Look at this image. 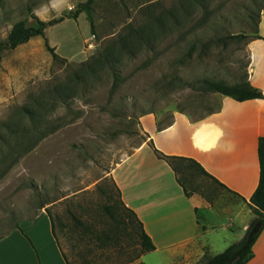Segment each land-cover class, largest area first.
Returning a JSON list of instances; mask_svg holds the SVG:
<instances>
[{"label":"rangeland","instance_id":"rangeland-1","mask_svg":"<svg viewBox=\"0 0 264 264\" xmlns=\"http://www.w3.org/2000/svg\"><path fill=\"white\" fill-rule=\"evenodd\" d=\"M83 2L0 0V42L19 21L33 26L34 16L44 22L67 17ZM156 18L160 26H151ZM92 22L93 34L84 13L45 29L49 46L65 63L52 60L41 38L0 54V123H15L19 107L41 103L47 118L61 124L0 180V237L45 207L72 263L127 264L137 252L134 229L120 209L114 224L106 208L116 206L112 171L143 140L139 117L153 114L163 127L177 113L198 121L217 111L220 95L207 92L203 82L248 81L249 44L254 34L264 36V0H97ZM128 24L147 26L155 42L121 57L116 83L107 68L89 72L91 58ZM228 34L248 38L230 41ZM194 182L214 204L238 202L207 179ZM240 208L230 206L225 225L229 217L235 225L253 219ZM115 225L117 241L100 249L96 237L115 231ZM225 229L230 245L239 231ZM159 261L147 255L144 264Z\"/></svg>","mask_w":264,"mask_h":264},{"label":"crops","instance_id":"crops-1","mask_svg":"<svg viewBox=\"0 0 264 264\" xmlns=\"http://www.w3.org/2000/svg\"><path fill=\"white\" fill-rule=\"evenodd\" d=\"M261 37L263 40L249 44L248 82L264 94V36ZM155 117H139L143 140L111 173L121 202L135 214L154 246L152 252L127 264H144L147 255L158 257L161 264H171L174 259L180 264H200L205 252L214 256L229 246L232 239L225 238L226 226L232 233L239 231L235 243L243 238L251 223L248 217L235 225L229 217V224L225 225V214H229L233 204L247 208L257 187V141L264 137V100L237 102L220 95L219 109L204 119L196 121L177 113L160 129ZM154 149L166 156L199 163L238 202L225 206V201L214 204L198 195L185 197L173 171L155 157ZM47 212V208H42L35 218L21 221L0 237V264H66ZM220 218H224V223ZM262 230L247 264H264Z\"/></svg>","mask_w":264,"mask_h":264},{"label":"trees","instance_id":"trees-1","mask_svg":"<svg viewBox=\"0 0 264 264\" xmlns=\"http://www.w3.org/2000/svg\"><path fill=\"white\" fill-rule=\"evenodd\" d=\"M96 1L97 0H85V2L77 5L74 14L67 17L44 22L34 16L32 17L35 21V25L33 26H27L23 21L15 23L11 27L6 38L0 42V54L3 51L13 50L33 38H41L43 40V46L51 56L52 60H58L65 63L66 60L55 53V48L49 46L47 42L48 40L45 39V29L63 21L64 19H76L80 14L84 13L90 25V32L93 34L92 6ZM160 23L161 19L156 18V23L151 19L150 25L155 26L159 24L160 26ZM155 37V32L147 26L137 28L128 24L123 29V34L117 35L115 39L99 49L91 58L92 64L89 65V72L95 73L97 69L100 70L107 68L113 72L114 81L116 83L118 75L114 69L116 65L120 63L121 57L125 55L131 56L142 47H149L155 42ZM246 38H248V36H245L244 34H228L226 36V40L230 41ZM252 40H263V38L258 34H254ZM83 65H86V63H83ZM78 76L79 75H77V77ZM203 83L207 92L226 96L237 102L252 99L264 100V94L258 89L252 87L248 81H242L233 85L212 80H205ZM44 107L45 106L41 103H36V105H23L17 110V120L15 123L12 121H9L8 123H0V180L13 165H15L23 156L31 152L40 141L55 133L61 127V124H58V122L55 123L47 118V112H42ZM23 121L26 123L23 124ZM157 128L160 129L161 127L157 126ZM153 152L157 159L165 161L171 168L175 180L181 187L185 197L190 198L193 195H198L208 203H212V200L205 196L195 184L194 181L196 178L207 179L219 188L225 189V191L229 192L194 160L183 157L166 156L155 149ZM257 158L259 163L258 184L248 203H246L247 208L253 216L249 227L246 229L245 234L240 241L229 245L223 252L214 256L205 252L200 264H247L252 259V246L264 228V137H260L257 141ZM112 186L116 192V206H108L106 208V213L114 224H118L120 220L117 222L115 219V213L117 212V209H120L128 218L129 222H127L126 225L129 223L134 229L131 236L134 238L137 252L127 262L132 263L138 260L141 256L152 252L154 246L150 238L145 234L142 224L138 221L135 214L124 207L120 199V191H118L113 181ZM120 219L124 223V217H120ZM51 222L54 232L52 219ZM116 227L117 225H115L114 228ZM117 229L119 228L114 229L115 231H111L108 234L96 237L100 249H106L107 245H111L117 241V238H113L118 231ZM63 257L66 264H89L88 262H76V260L72 263V261H68L64 254Z\"/></svg>","mask_w":264,"mask_h":264},{"label":"built area","instance_id":"built-area-1","mask_svg":"<svg viewBox=\"0 0 264 264\" xmlns=\"http://www.w3.org/2000/svg\"><path fill=\"white\" fill-rule=\"evenodd\" d=\"M89 47H91V45H89Z\"/></svg>","mask_w":264,"mask_h":264},{"label":"water","instance_id":"water-1","mask_svg":"<svg viewBox=\"0 0 264 264\" xmlns=\"http://www.w3.org/2000/svg\"><path fill=\"white\" fill-rule=\"evenodd\" d=\"M249 227V226H248Z\"/></svg>","mask_w":264,"mask_h":264}]
</instances>
